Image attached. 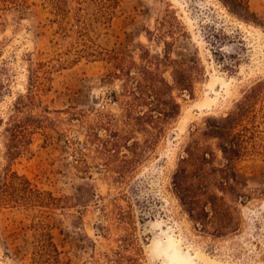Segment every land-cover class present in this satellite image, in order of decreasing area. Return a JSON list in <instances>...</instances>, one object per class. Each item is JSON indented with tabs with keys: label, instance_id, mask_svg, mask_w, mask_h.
<instances>
[{
	"label": "rangeland",
	"instance_id": "rangeland-1",
	"mask_svg": "<svg viewBox=\"0 0 264 264\" xmlns=\"http://www.w3.org/2000/svg\"><path fill=\"white\" fill-rule=\"evenodd\" d=\"M27 5L20 12L0 4V120H7L16 99L27 93L29 56L52 69L51 91L41 96L44 106L116 112L110 94L120 83L107 82L113 67L98 52L138 57L146 48L163 53L165 44L148 37L168 10L179 19V25L162 27L173 33L165 38L172 43V57L197 59L206 72L194 96H185L178 121L127 183L115 182L113 174L98 167L87 176L77 172L73 149L52 131L48 142L38 137L33 153L14 163L16 171L42 189L69 199L47 218L61 264H109L104 255L121 250L127 235L141 246L142 264H264V156L236 163L248 198L228 199L239 228L224 236L199 231L172 185L193 131L209 117L226 115L264 80V0H250L258 24L240 21L219 0H120L111 21H89L91 41L79 36L76 4L71 3L65 18L57 16L49 0H28ZM4 152L0 131V173L7 165ZM120 208L124 220L133 219L129 231ZM38 216L24 208L0 209V264H32V226Z\"/></svg>",
	"mask_w": 264,
	"mask_h": 264
},
{
	"label": "trees",
	"instance_id": "trees-1",
	"mask_svg": "<svg viewBox=\"0 0 264 264\" xmlns=\"http://www.w3.org/2000/svg\"><path fill=\"white\" fill-rule=\"evenodd\" d=\"M27 1L0 0V4L22 12ZM49 1L60 18L67 17L71 3L76 4L75 21L81 40L90 38L91 22L111 21L120 7V0ZM219 1L240 21L258 24L250 0ZM167 13L157 32L150 31L148 37L165 44L163 53L152 54L146 48L138 57L105 49L98 52L113 67L107 82L120 83L119 90L110 94L116 112L76 106L52 110L44 106L41 96L51 91L52 69L49 63L36 62L29 56L27 93L16 99L7 120H0L7 161L0 173V209L24 208L39 215L32 226V264H61V251L47 218L49 212L69 204L67 197H56L13 168L16 161L33 153L37 138L45 137L48 142L49 133H56L73 149V167L80 174L87 176L98 167L113 174L115 182L127 183L180 118L185 96L193 97L197 84L205 78L199 60L172 57V43L165 38L173 33L163 28L170 23L179 25V19L174 11ZM3 91L0 84V97ZM191 138L173 176L174 194L199 231L216 237L237 231L239 222L228 199L248 198L237 177L236 163L253 155L264 156V80L252 86L226 115L207 118ZM120 209L121 221L129 231L133 219L124 220L125 211ZM120 249L104 255V259L109 264H142V249L135 238L123 237Z\"/></svg>",
	"mask_w": 264,
	"mask_h": 264
}]
</instances>
